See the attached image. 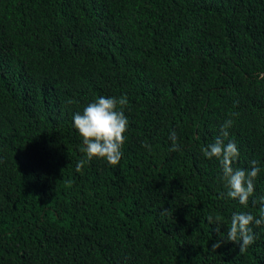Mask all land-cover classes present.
Returning a JSON list of instances; mask_svg holds the SVG:
<instances>
[{
    "label": "trees",
    "instance_id": "trees-1",
    "mask_svg": "<svg viewBox=\"0 0 264 264\" xmlns=\"http://www.w3.org/2000/svg\"><path fill=\"white\" fill-rule=\"evenodd\" d=\"M260 73L264 0H0V264H264V225L212 251L207 222L259 218ZM100 97L127 100L116 166L73 123ZM228 119L234 167L261 168L247 207L202 152Z\"/></svg>",
    "mask_w": 264,
    "mask_h": 264
},
{
    "label": "clouds",
    "instance_id": "clouds-1",
    "mask_svg": "<svg viewBox=\"0 0 264 264\" xmlns=\"http://www.w3.org/2000/svg\"><path fill=\"white\" fill-rule=\"evenodd\" d=\"M259 75L261 79H264V73ZM126 104L125 98L100 97L95 102L88 104L82 113L74 114V127L83 139V147L80 151L86 154L88 161L97 158L106 160L112 166L120 163L123 155L122 147L126 140L125 133L128 131L129 125L122 110ZM233 124L232 119L226 120L221 126L220 136L216 137L214 143L202 147V152L210 160L213 158L219 160L222 166L223 179L228 187L227 196L247 207L250 198L254 195V182L260 174L261 168L255 160L251 161L249 169L234 167V163L238 161L240 156L239 149L234 141L225 144V140L229 137L228 130ZM169 139L172 141L170 151H179L180 146L177 143L178 137L175 131L170 133ZM144 147L151 151L150 144L145 143ZM83 164V160L77 163V171L81 170ZM221 198H223V194H221ZM256 203L260 205L259 218L250 212H234L227 225L226 238L225 234L220 231L221 226H223L221 217L207 216V222L216 226L215 231L220 236V239L212 245V251L219 249L222 243L233 242L239 245L240 252H244L255 243L256 234L251 225H264V196L260 197Z\"/></svg>",
    "mask_w": 264,
    "mask_h": 264
}]
</instances>
